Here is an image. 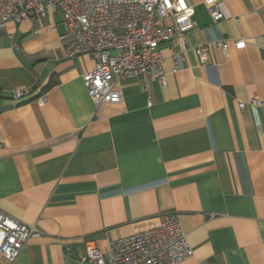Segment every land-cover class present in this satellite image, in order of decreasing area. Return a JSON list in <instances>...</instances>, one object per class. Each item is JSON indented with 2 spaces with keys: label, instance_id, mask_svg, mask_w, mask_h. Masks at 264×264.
I'll list each match as a JSON object with an SVG mask.
<instances>
[{
  "label": "crops",
  "instance_id": "obj_1",
  "mask_svg": "<svg viewBox=\"0 0 264 264\" xmlns=\"http://www.w3.org/2000/svg\"><path fill=\"white\" fill-rule=\"evenodd\" d=\"M188 1L184 48L161 45L164 84L120 79L119 103L89 98L94 59L66 56L59 13L0 30V211L38 230L0 264H79L166 212L192 249L178 264H264V105L238 107L264 100V0H221L218 21ZM239 38L206 63L194 51Z\"/></svg>",
  "mask_w": 264,
  "mask_h": 264
},
{
  "label": "built area",
  "instance_id": "obj_2",
  "mask_svg": "<svg viewBox=\"0 0 264 264\" xmlns=\"http://www.w3.org/2000/svg\"><path fill=\"white\" fill-rule=\"evenodd\" d=\"M202 3L214 21L227 16L221 0ZM47 12L62 17L66 56L90 55L94 59L82 79L89 98L100 105L122 101L118 82L123 78L164 84L161 45L180 43L184 48V35L194 27L195 6L188 0H0V30L8 23ZM230 43L242 49L246 41L218 39L198 45L194 51L199 61L206 63L211 47L227 52ZM27 92L16 89L12 97L18 102ZM45 101V94L36 98L39 105ZM246 104L264 105V100L238 101L239 108ZM153 220L149 226L111 241L106 253L88 247L79 264H178L191 255L176 212L159 214ZM37 234L34 225L0 211V253L7 260L14 262L27 238Z\"/></svg>",
  "mask_w": 264,
  "mask_h": 264
}]
</instances>
